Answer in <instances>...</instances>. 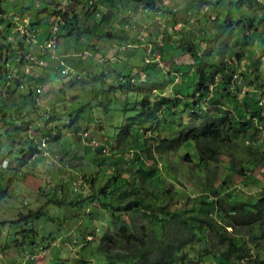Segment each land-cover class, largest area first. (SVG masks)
Listing matches in <instances>:
<instances>
[{
    "label": "rangeland",
    "instance_id": "rangeland-1",
    "mask_svg": "<svg viewBox=\"0 0 264 264\" xmlns=\"http://www.w3.org/2000/svg\"><path fill=\"white\" fill-rule=\"evenodd\" d=\"M46 1L49 9L40 15L42 0H0V264H103L104 250L130 256L135 243L116 232L107 208L131 201L132 195L123 193L134 189L150 202L155 198V205L193 209L194 215L212 217L228 237L257 243L264 233V162L255 170L257 160L246 155L240 142L209 171L194 166L198 157L191 141L161 156L155 149L161 139L194 124L189 112L196 89L191 84L175 106H153L157 115L150 118L141 115L147 93L132 88L164 83L162 92L148 96L151 107L160 96L175 99L170 82L175 70L168 73V68L172 62L190 80L185 65L192 58L183 47L189 39L209 60L232 68L230 59L238 62L232 91L247 93L251 106L264 108V89L244 85L254 79L252 87L264 88V13L259 7L252 3L249 9L239 0H153L169 16L130 0ZM51 11L75 17L83 32L79 40L76 31L62 30L61 17L50 16ZM248 18L256 30L243 27ZM174 20L185 28H172ZM37 21L40 25L30 26ZM142 38L146 44L135 43ZM85 52L90 54L86 59L81 56ZM145 53L154 57L153 69L144 65ZM27 55L31 61L24 59ZM60 62L68 67V76L55 72ZM30 77L40 82H29ZM31 91L36 92L32 101ZM16 113L19 117L12 115ZM138 118L139 126H129ZM258 125L247 149L257 144L264 150V123ZM31 145L36 148L29 156ZM185 151L190 161L184 159ZM240 167L244 176L231 172ZM247 208L253 213L244 220ZM120 217L128 233L149 240L139 213L128 209ZM105 234H111L109 243L102 242ZM207 237L213 242L211 255H200L201 248L191 244L180 264H219L226 243L211 231ZM251 258L242 264H251ZM149 260L154 263L156 255Z\"/></svg>",
    "mask_w": 264,
    "mask_h": 264
},
{
    "label": "trees",
    "instance_id": "trees-1",
    "mask_svg": "<svg viewBox=\"0 0 264 264\" xmlns=\"http://www.w3.org/2000/svg\"><path fill=\"white\" fill-rule=\"evenodd\" d=\"M106 1L123 2L129 0ZM130 1L143 3L145 8L150 10V13L153 14H162L163 12L169 15L170 13L168 12L169 10H160L159 8H156L153 0ZM42 2H44V8L40 11L38 10L39 14L47 12V10L49 9V7H47L48 2L46 0H42ZM239 3L245 4L247 7L249 6V9H252L254 7L253 5H250L253 3L255 6L259 7V10L262 11V13H264V3L260 2V0H239ZM191 6L193 7L192 4ZM50 16H57L58 18L61 17V20L58 21L63 22L62 30H66V28H69V31H76L77 35L75 38L79 40L80 34H82L83 32H80L77 29V23L74 16L69 19L68 13H62L61 11H51ZM244 20L246 23L242 22V25L245 29H254L255 25L253 26L252 19L248 18ZM37 24H39V21L31 23L30 26H35ZM179 24L182 23H178V21L176 22L174 20L171 26L173 28L175 26H179ZM238 24H241V21H239ZM251 25L252 28H250ZM183 26L184 25L182 24V26L179 28H185ZM254 30H256V28ZM35 31L31 35L35 34ZM59 33L60 31L58 32L57 36L59 35ZM26 36H28V38L30 39V36L28 34H26ZM143 42L145 43L144 38H142L141 41H135V43H138L139 45L144 44ZM36 46L39 47L38 44H36ZM126 46H130V44H126ZM136 47L137 46H135V48ZM183 47L187 52V55L191 56L192 58V64L185 65L187 71L190 70V80L186 81L185 79V75L187 72L182 73L177 67H174L173 63L171 62L172 65L169 66L168 73L171 72L172 69L175 70L174 77L170 80V82L174 85L173 90L176 92L175 99H172L169 96L167 98H164V96H160L161 100L159 99V102L153 103L151 107L149 104L148 96L152 93V91L162 92L164 83H154L151 80L153 83L151 84V86H148V88L144 89L142 86H136L135 88H132V90L137 89L139 92L147 93V98H144L142 102L143 112L141 115H148L150 118H154L157 115L155 114L157 113V108L154 109V107L175 106L180 102L181 98H183L182 93L187 88H189L191 84L196 89L193 97L194 101L189 112V119H191L194 124H189L188 129L180 130L175 136H171L168 134L169 137L161 139V141H159V143L155 145L156 152L163 156V154L169 153L170 151L179 150L185 143L191 141L195 145L198 157V160L196 164H194V166L198 167L199 169L209 171L210 166L215 165L217 167L221 157L226 154L229 148H235L233 147L234 144H238L240 142L243 147H246V149L243 148V151L246 152V155L249 156V158H254L257 160V165L255 166V170H257L258 168L263 166L264 162V150H262L263 145L258 146L256 144L258 149L256 147L255 149H252L251 146V148L247 149L248 147L246 145L254 142L253 140L255 138V134L253 133L258 130V123L262 125L264 123V113H262V110L264 111V108L259 107L261 109H257V107L255 109L253 106H251L250 102L253 101L249 98V95L247 93L243 94L244 100H242L243 97H241L239 93L232 91L235 73L240 68L239 63L231 58L230 62L235 63L234 68H232L229 67V64L225 62L209 60L207 56L203 57L204 53L202 54V50L198 48L196 43L189 39L184 42ZM81 56H83V54ZM234 57L238 59L239 56L235 55ZM143 60L145 61L144 65L146 67L153 69L152 63L155 64L154 62H156L154 60V57L150 58V55H146L145 53L143 55ZM150 60L151 62H149ZM19 63L21 62L19 61ZM146 67H143L144 71ZM63 68L64 66L58 65L55 72L62 75L61 71L63 70ZM68 74L65 76H68ZM191 74L193 75V80ZM218 76L220 77V79L215 85V79ZM120 79H122V77H120ZM30 81H32L33 83H39L40 79L38 80L35 77H30L29 82ZM253 81L254 79L250 80L249 82H247L246 80L245 84L247 83L248 87H252ZM255 87L261 88L262 85L260 86L258 84ZM34 95H36V92L31 91V94H29L31 101ZM200 103L207 104V106L203 108L200 106ZM254 103L256 104V106H259L257 102ZM227 110H230V112ZM12 115L16 117L18 116L17 113ZM6 119V115H4L2 121L7 125ZM195 123L198 124L196 125ZM134 124L139 126L141 124L140 118L135 121L129 122V126ZM6 131L8 132V130ZM123 131L126 132V130H122V134L126 135L127 133ZM13 139L14 138L12 137L10 138V140L13 141L12 143H15V140ZM19 144L20 141L16 143V145L18 146ZM35 148L36 147H33L31 145L29 156L32 155V152L35 151ZM20 151L24 153L22 149H20ZM184 159L186 161H190L191 159L190 155L187 154L186 151L184 153ZM244 171L246 170L243 167H240L238 169H231V172L240 176H244ZM223 183L227 185V182L224 181ZM106 189H108V185H105L101 189V192H105ZM123 195H132L133 198L123 206L121 205L120 207L117 206L107 209H109L113 215L111 217L112 225L114 226V228L118 229L116 232H118V234H120L126 241L131 240L132 243H135L133 253L128 256L116 253L113 254L103 249L104 251L101 252L104 256L103 264H125L127 260H130V263L132 262L133 264H180L185 260L187 254L186 247L191 244L193 245V247L198 246L201 248V251L199 252L200 255L209 256L212 253V251L210 250V245L212 248L213 244L212 241L210 242V240L207 239V235L210 234V231L211 234L216 235L221 242L226 243L225 249L218 256L219 264H242L241 261H243L244 258L250 257H253L250 261L251 264H264V233L261 234V238L259 236V238L257 239L259 241L257 243H253L254 240H251V243L247 242L248 240H246L245 238L234 239L232 237H228L227 233L225 235L223 233L225 232V230L221 232L218 229L219 224H217V222L212 217L202 213H197V215H194L193 209L171 210L169 208L170 205L167 203L163 205H155L153 204V200L155 198H153L152 202H150L151 200L148 199L149 197H147V194H139L136 189L132 190L131 193L124 191ZM50 202L60 204L59 201L54 199L50 200ZM230 207L233 208L236 206L234 205ZM128 209L135 210L136 213H139L145 220L148 227L146 235L148 236L149 240L144 241L143 239H138L137 236H135L138 234V232H135L134 235L128 233L127 226L125 225V223H123V220L120 217V214L124 211H127ZM252 213V209L247 208L243 212V219L245 220L247 219V217L249 218V214ZM172 231H175V233L172 234ZM251 232L252 231H249V233ZM187 237H190L188 241L186 240ZM194 238H197L195 245L192 243V240ZM110 241L111 234H105L102 238V242L109 243ZM253 252H255V254ZM152 254L156 255V261L154 263H150L151 260H149ZM127 257H129V259H126ZM82 263L84 264L86 262L82 261Z\"/></svg>",
    "mask_w": 264,
    "mask_h": 264
},
{
    "label": "built area",
    "instance_id": "built-area-1",
    "mask_svg": "<svg viewBox=\"0 0 264 264\" xmlns=\"http://www.w3.org/2000/svg\"><path fill=\"white\" fill-rule=\"evenodd\" d=\"M13 19H14V21L17 20V18H15V17H14ZM24 21H25V20H24ZM181 26H182V24H179V27H181ZM19 31L21 32V35H25V34H27L25 30H21V29H20ZM30 41H31L33 44H37V41H36V39L34 38V36H32V39H31V36H30ZM52 46H53V44H50L49 48H51ZM39 47H41V46L39 45ZM89 55H90V54L87 53V52L83 53V57H84L85 59L88 58ZM24 59H25L26 61H31V60H32L31 55L24 56ZM19 61L21 62V59H19ZM60 66H64L63 70L61 71L62 75H67L68 72H69L68 67H67L64 63H62V62H60ZM38 92H39V91H38Z\"/></svg>",
    "mask_w": 264,
    "mask_h": 264
},
{
    "label": "crops",
    "instance_id": "crops-1",
    "mask_svg": "<svg viewBox=\"0 0 264 264\" xmlns=\"http://www.w3.org/2000/svg\"><path fill=\"white\" fill-rule=\"evenodd\" d=\"M264 84V83H263ZM243 85V84H242ZM244 85H245V83H244ZM246 85H247V83H246ZM251 89H255V86H253V87H250V89L249 90H251ZM260 89H264V88H260ZM241 97H243V95H241ZM263 100V103H264V98L262 99ZM262 113H264V111L262 110Z\"/></svg>",
    "mask_w": 264,
    "mask_h": 264
},
{
    "label": "clouds",
    "instance_id": "clouds-1",
    "mask_svg": "<svg viewBox=\"0 0 264 264\" xmlns=\"http://www.w3.org/2000/svg\"><path fill=\"white\" fill-rule=\"evenodd\" d=\"M236 77V75L234 76V78ZM263 104H261V102L259 103V106H262Z\"/></svg>",
    "mask_w": 264,
    "mask_h": 264
}]
</instances>
